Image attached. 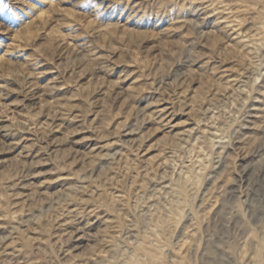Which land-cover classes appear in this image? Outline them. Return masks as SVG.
I'll list each match as a JSON object with an SVG mask.
<instances>
[{
    "label": "rangeland",
    "instance_id": "rangeland-1",
    "mask_svg": "<svg viewBox=\"0 0 264 264\" xmlns=\"http://www.w3.org/2000/svg\"><path fill=\"white\" fill-rule=\"evenodd\" d=\"M0 264H264V0H0Z\"/></svg>",
    "mask_w": 264,
    "mask_h": 264
},
{
    "label": "bare ground",
    "instance_id": "bare-ground-1",
    "mask_svg": "<svg viewBox=\"0 0 264 264\" xmlns=\"http://www.w3.org/2000/svg\"><path fill=\"white\" fill-rule=\"evenodd\" d=\"M249 205H250V204H247V207H248V208H249Z\"/></svg>",
    "mask_w": 264,
    "mask_h": 264
}]
</instances>
